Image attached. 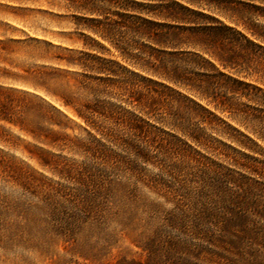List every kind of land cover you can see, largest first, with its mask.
Returning a JSON list of instances; mask_svg holds the SVG:
<instances>
[{
  "label": "trees",
  "instance_id": "obj_1",
  "mask_svg": "<svg viewBox=\"0 0 264 264\" xmlns=\"http://www.w3.org/2000/svg\"><path fill=\"white\" fill-rule=\"evenodd\" d=\"M113 4L68 0L80 48L67 57H38L64 69L13 64L19 40H0V63L13 69L0 68V79L49 97L54 104L41 99L42 116L51 127L65 130L68 112L95 133L87 132L88 142L54 131L42 139L70 151L65 142L75 141L74 152L88 162L67 165L48 155L40 161L75 186L45 189L43 201L58 212L56 231L71 237L84 226L101 230L116 222L143 229L133 241H178L167 230L185 240L264 241V57L202 30H171L126 13L124 5L111 11ZM171 34L179 45L184 37L197 40L198 51L180 50ZM141 187L162 204L139 196Z\"/></svg>",
  "mask_w": 264,
  "mask_h": 264
},
{
  "label": "rangeland",
  "instance_id": "obj_2",
  "mask_svg": "<svg viewBox=\"0 0 264 264\" xmlns=\"http://www.w3.org/2000/svg\"><path fill=\"white\" fill-rule=\"evenodd\" d=\"M110 1L114 3L111 11L123 12L116 6H127L126 13L161 23L171 30L177 26L202 30V35H214L222 45L264 57V0ZM67 2L0 0V40H19L13 64L65 68L38 57H67L69 49L80 48L82 37L74 29ZM157 12L166 16L158 18L152 14ZM243 36L256 45L249 44ZM70 37L77 42L70 44ZM170 41L178 44L182 39L171 34ZM183 42L176 46L183 51H198L200 47L197 40L184 37ZM217 43L210 42L211 49L218 48ZM0 68L13 70L4 63H0ZM41 99L54 104L41 90L0 79V264H146L148 258L153 259L152 264H264V241L185 240L183 235L170 230L166 234L178 241H133L143 229L132 232L116 222L102 226L101 230L84 226L71 237L57 232L58 212L52 214L54 206L51 208L43 201L45 189L48 185L75 186L42 167L40 161L48 155L67 165L88 162L80 152H74L78 147L75 141L65 142L73 147L72 151L42 141L48 138V131L79 142L89 141L87 132L95 133L68 112H64L69 119L65 130L51 127L42 116ZM26 131L38 135L39 140ZM146 171L155 173L150 167ZM138 194L147 202H163L142 187ZM163 208L172 207L165 204Z\"/></svg>",
  "mask_w": 264,
  "mask_h": 264
}]
</instances>
